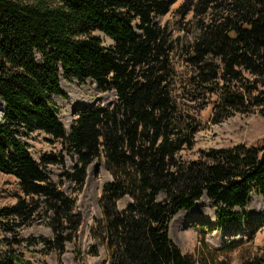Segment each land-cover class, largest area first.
I'll use <instances>...</instances> for the list:
<instances>
[{
	"label": "trees",
	"instance_id": "1",
	"mask_svg": "<svg viewBox=\"0 0 264 264\" xmlns=\"http://www.w3.org/2000/svg\"><path fill=\"white\" fill-rule=\"evenodd\" d=\"M177 1L0 0V172L15 176L23 194L0 208V264L61 258L79 247L77 198L47 169L60 167V183L82 191L97 160L112 180L99 198L103 217L92 227L97 244L89 255L104 246L108 264H229L206 244L198 256L185 253L171 226L202 199L231 219L253 194L264 199V141L181 157L194 148L196 114L209 103L215 123L253 110L264 115V0H183L177 13L191 14L188 30L197 32L189 43L160 23ZM179 52L184 75L174 62ZM62 77L91 79L116 100L81 109L68 130L56 100L67 97ZM202 97L208 102L198 107ZM34 134L62 149L37 160ZM39 223L51 238L23 235ZM241 264H264V247Z\"/></svg>",
	"mask_w": 264,
	"mask_h": 264
},
{
	"label": "rangeland",
	"instance_id": "2",
	"mask_svg": "<svg viewBox=\"0 0 264 264\" xmlns=\"http://www.w3.org/2000/svg\"><path fill=\"white\" fill-rule=\"evenodd\" d=\"M182 3L183 0L175 2L172 11L160 23L168 25L174 39L179 38L180 42L189 43L194 41L197 32L188 30L189 26H193L191 14L184 16L177 13ZM103 40L105 45L112 44V40L104 35ZM174 62L180 74L188 73L185 72V61L180 52ZM62 87L67 97L56 100L60 108V118L68 130L81 109L98 105L111 106L116 100L113 90L103 91L91 79L80 83L76 79L62 77ZM209 101L211 102L210 98ZM206 102L208 98L202 97L195 104L201 107ZM4 108L0 101V119L4 115ZM196 116L200 121V130L195 136L194 148L181 154L185 161L196 160L202 150L229 148L238 144L257 145L264 141V115L258 110L246 114L236 113L215 123L212 104L209 103ZM29 142L37 160L43 156L55 155L62 149L60 142L51 143L44 135L34 134ZM67 164L70 169L74 166L71 159H67ZM47 170L53 181L61 184L65 192L77 198V210L83 216V226L79 233V247L70 245L61 258L54 253L41 256L43 260H39L38 256L32 257V264H108V252L104 246H100L99 256L89 255L90 246L97 244L93 238L92 227L103 217L99 198L104 186L112 180L104 162L97 160L89 167L87 182L82 191L77 190L70 182L60 183L64 171L60 167L53 165ZM0 194V208L16 204L19 196L23 195L18 179L0 172ZM128 202L125 199L119 206L125 207ZM234 213V219L221 217L222 211L218 207L213 206L207 199H202L191 210L183 211L174 218L171 226L172 238L185 253L198 256L206 244L220 253V259L228 257L229 264H241L245 257L258 253L264 247V199L253 194L248 207L244 210L236 209ZM177 219L178 222L174 223ZM256 226L259 227L254 231ZM23 235L51 238L52 232L44 223H39L24 230Z\"/></svg>",
	"mask_w": 264,
	"mask_h": 264
},
{
	"label": "bare ground",
	"instance_id": "3",
	"mask_svg": "<svg viewBox=\"0 0 264 264\" xmlns=\"http://www.w3.org/2000/svg\"><path fill=\"white\" fill-rule=\"evenodd\" d=\"M1 102H2V104L4 105V107H5V103L2 101V100H0ZM3 110H5V108L3 109ZM176 222H178V219H177V221L175 220V222L174 223H176Z\"/></svg>",
	"mask_w": 264,
	"mask_h": 264
}]
</instances>
